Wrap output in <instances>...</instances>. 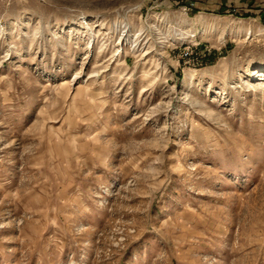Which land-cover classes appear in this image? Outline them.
Returning a JSON list of instances; mask_svg holds the SVG:
<instances>
[{
    "label": "rangeland",
    "instance_id": "obj_1",
    "mask_svg": "<svg viewBox=\"0 0 264 264\" xmlns=\"http://www.w3.org/2000/svg\"><path fill=\"white\" fill-rule=\"evenodd\" d=\"M0 264H264V0H0Z\"/></svg>",
    "mask_w": 264,
    "mask_h": 264
}]
</instances>
